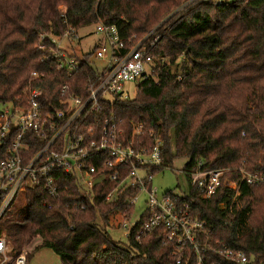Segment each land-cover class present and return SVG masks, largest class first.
I'll list each match as a JSON object with an SVG mask.
<instances>
[{"label": "trees", "instance_id": "trees-1", "mask_svg": "<svg viewBox=\"0 0 264 264\" xmlns=\"http://www.w3.org/2000/svg\"><path fill=\"white\" fill-rule=\"evenodd\" d=\"M98 22L118 28L125 42L122 52L142 41L156 60L151 77L137 83L133 97L107 107L127 134L134 123L143 126L137 141L150 145L161 138L167 167L187 158L188 168L202 162L204 169H230L232 178L239 177L238 169L264 176V0H0V103L19 97L32 71L44 72L35 84L48 106H57L63 85L71 94H84L92 75L90 55L74 76L58 74L42 60L49 42L41 37ZM58 175V198L29 189L0 222V230L19 251L40 240L28 252L29 261L47 247L60 264L173 262L161 229L138 240L141 221L126 245L107 230L117 213L133 215L135 207L126 199L136 191L107 201L117 182L106 179L89 194L74 178ZM188 192L190 209L213 240L264 264V185L243 183L233 205L228 189L210 198L192 185Z\"/></svg>", "mask_w": 264, "mask_h": 264}, {"label": "built area", "instance_id": "built-area-1", "mask_svg": "<svg viewBox=\"0 0 264 264\" xmlns=\"http://www.w3.org/2000/svg\"><path fill=\"white\" fill-rule=\"evenodd\" d=\"M94 26L99 38L86 48L79 29L73 27L61 35L41 37L49 42V54L42 60L58 74L74 76L84 56L90 55L85 60L92 75L84 94H71L68 85H63L57 106H48L42 89L35 84L44 72L32 71L22 94L4 103L9 105L0 110V222L12 203L21 200L29 189L37 188L58 198V173L74 178L89 194L109 179L117 185L107 193V201L136 191L126 199L128 206L135 207L138 195L147 194L140 218L129 223L131 215L121 226L128 237L142 221L136 230L138 240L161 229L164 243L172 248L173 262L168 264H256L244 250L213 240L186 198L189 185L205 198L228 189L233 193V205L238 202L243 183L264 185V176L238 169L239 177L232 178L228 168L204 169L199 162L194 168L182 169L188 180L186 190L158 193L152 186L153 169L169 168L164 163L163 140L155 137L150 145L137 141L143 137V126L133 123L132 133L127 134L116 113L107 109L118 99L133 97L132 87L136 92L137 83L151 77L156 60L142 41L122 52L125 42L115 25L98 22ZM38 48L45 49V45ZM97 61L103 64L97 65ZM220 207L226 209L227 205L221 202ZM28 254L27 249L17 250L6 232L0 230V264H28Z\"/></svg>", "mask_w": 264, "mask_h": 264}, {"label": "rangeland", "instance_id": "rangeland-1", "mask_svg": "<svg viewBox=\"0 0 264 264\" xmlns=\"http://www.w3.org/2000/svg\"><path fill=\"white\" fill-rule=\"evenodd\" d=\"M95 25V24H94ZM90 25L78 30V34L82 37V46L86 48L88 45L93 44L99 36L95 32V26ZM97 65H102V61H97ZM132 93H135L134 87H132ZM9 104L0 103V110ZM188 163L187 158H177L174 160L172 168L160 169L154 174L152 186L158 191V193L162 194L166 191H174L176 193L181 192V189L186 190L188 187V180L183 173L182 169ZM147 198V194L145 192H141L138 195V200L135 204V212L129 223H133L137 221L142 215L145 209V201ZM20 200L15 203H12L6 215L3 217L5 219L9 213L19 206ZM2 219V220H3ZM126 222V219L123 218L121 213H117L113 218H111V222L107 227V230L110 232L111 236L114 240L118 241L121 245L127 244V237L125 236V230L122 228V223ZM40 244V240L36 239L27 249L28 252H32L38 245ZM28 264H60V259L58 255L50 248L43 247L37 251H35L29 261Z\"/></svg>", "mask_w": 264, "mask_h": 264}]
</instances>
